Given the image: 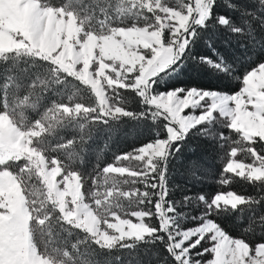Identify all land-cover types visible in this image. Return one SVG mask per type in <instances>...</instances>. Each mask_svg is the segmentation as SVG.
<instances>
[{
  "label": "snow or ice",
  "instance_id": "snow-or-ice-1",
  "mask_svg": "<svg viewBox=\"0 0 264 264\" xmlns=\"http://www.w3.org/2000/svg\"><path fill=\"white\" fill-rule=\"evenodd\" d=\"M221 7L243 10L234 0L178 5L169 0H0V34L9 42L0 49V264H93L89 243L132 250L141 242L166 248L167 258L157 264H264V236L237 238L218 219L239 212L246 214L245 232H264V63L241 76L236 61L214 44L198 59L191 55L198 29L209 21L264 48L250 25L216 15ZM243 8L253 9L244 13L249 21L259 18L264 24V0H248ZM189 59L216 76L240 81L239 91L162 89L160 82L178 74ZM60 87L59 99L45 105L46 93ZM131 93L143 111L126 110ZM29 111L38 118L25 121L21 113ZM125 117L151 120L154 137L118 156L116 165L103 167L96 178L103 184L94 181L92 202L86 203L84 175L50 153L71 160L92 127ZM68 126L80 142L74 138L52 148L49 138ZM192 136L219 145L228 157L222 171L261 194L228 191L175 201L171 165ZM240 152L251 162L237 161ZM127 160L139 164L119 166ZM114 173H127L132 179L122 183L142 184L143 190L120 189ZM34 182L42 185L39 191ZM120 198L145 207L121 218ZM191 204L202 206V213L191 217L195 226L185 228L182 210ZM153 217L158 224L146 222ZM74 230L83 233L76 243L68 239Z\"/></svg>",
  "mask_w": 264,
  "mask_h": 264
},
{
  "label": "trees",
  "instance_id": "trees-1",
  "mask_svg": "<svg viewBox=\"0 0 264 264\" xmlns=\"http://www.w3.org/2000/svg\"><path fill=\"white\" fill-rule=\"evenodd\" d=\"M181 1L169 0V3L178 5ZM234 3L243 10L221 7L215 14L228 15L234 22L244 24L245 27L250 25L255 39L264 41V24L260 23L259 18L254 22L249 21L244 14L245 11H253L251 8H243L248 3V0H234ZM257 17H259V13H257ZM128 22L131 23L132 21L129 20ZM208 25L207 28L198 29L200 35L191 48L192 57L198 59L200 55L210 52L212 49L208 45L214 44L217 51L236 61L237 74L241 76L245 70L250 71L259 63H264V48L258 45L254 46V41L214 27L213 21H209ZM2 67L3 65H0V68ZM160 83L161 88L165 90L172 88H201L231 93L239 91L240 88V81L216 76L210 70L197 65L192 59L185 61L184 67L180 69L178 74L165 77ZM61 91H64L63 87L50 90L46 93L43 103L45 105L55 103L59 99ZM123 91L121 90V92ZM80 95L84 97L85 103L89 102L85 93ZM126 95L128 100V104L125 106L126 110L131 112L143 111L139 104V97L135 93ZM0 102H2V95H0ZM21 116L25 121L38 118L37 113L34 111L21 113ZM89 127L92 126L89 125ZM217 127L219 128V125ZM221 130L227 132L226 129ZM154 134L155 125L151 120H137L125 117L119 121H113L108 124L98 123L92 127L91 135L84 138L83 149L78 151V154L74 155L71 160L66 154H61L60 152H52L50 155H60L66 164H70L73 169L84 175V186L81 191L85 194V202L91 203L89 192L94 190V181L101 185L103 184L102 177L100 180H96L103 167L110 164L116 165L118 156L130 153L134 148L150 142ZM74 138H76L77 143L80 142L76 129L68 126L61 129L56 136L50 137L48 143L52 148H56L61 143ZM227 159L226 152L213 141L206 140L203 136H192L190 140L185 142V146L181 148V152L177 154L171 165L169 176L170 196L179 202L182 201L184 195L195 197L198 194H226L228 191H234L246 196L261 194L258 187L242 181L240 178L235 177L234 174L222 171ZM235 159L245 163L251 162L244 152L238 153ZM193 162L196 164L195 168H191ZM126 163L127 161H119V166H123ZM111 175L118 182H121L119 183V188L122 190L128 191L134 188L143 190L142 184L122 183L125 179H132L126 174L114 173ZM222 179H229L230 183L227 185L221 184L220 181ZM34 187L39 191L42 185L34 182ZM100 190L103 191V187ZM120 205L119 214L121 217H124L126 212L130 213L132 210L145 207V205H138L134 200L127 198H120ZM201 213L202 206L197 204L183 206L182 223L185 224L184 227L190 223H196L191 220V217ZM244 215L246 214L235 212L218 219L224 228L237 238H246L250 241L261 239L264 235L260 234L261 231L259 229L254 232H245L248 225ZM131 217L129 216L128 218ZM149 222L158 224V220L155 217ZM82 236L83 233L77 235L74 230L73 235L68 237V239L72 243H76ZM41 246H43V241H41ZM88 249L90 250V258L93 264H157L160 257L167 258L168 256L166 248L159 246V243L149 244L141 242L136 249L132 250L100 249L98 246L89 243Z\"/></svg>",
  "mask_w": 264,
  "mask_h": 264
},
{
  "label": "rangeland",
  "instance_id": "rangeland-1",
  "mask_svg": "<svg viewBox=\"0 0 264 264\" xmlns=\"http://www.w3.org/2000/svg\"><path fill=\"white\" fill-rule=\"evenodd\" d=\"M182 2V1H181ZM183 2H186V0H183ZM9 45V42L3 37V35L2 34H0V49H3V48H5V47H7ZM186 111H190V110H186ZM198 111V110H197ZM139 164V162L138 161H135V160H127V163L125 164V165H123L124 167H126V168H129V169H134V168H136V166ZM126 175H127V173H125ZM58 179H59V177H58ZM87 203V202H86ZM121 218H124V217H121ZM129 219H131L132 221H133V223H138V221L136 220V218L135 217H131V218H129ZM110 222H114V221H112L111 219H110ZM146 222H149V221H147L146 220ZM195 224L196 223H190V224H188V226H186L185 228H187V227H192V226H195ZM182 225L184 226L185 224H183L182 223ZM101 227L103 228V227H106V225H101ZM110 232H111V230H109ZM261 235H264V232H261L260 233ZM193 251H195V250H193Z\"/></svg>",
  "mask_w": 264,
  "mask_h": 264
}]
</instances>
